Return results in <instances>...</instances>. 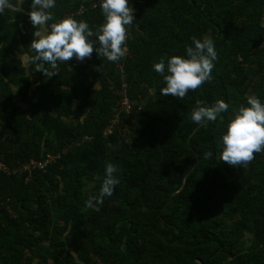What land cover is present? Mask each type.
I'll use <instances>...</instances> for the list:
<instances>
[{
    "label": "trees",
    "instance_id": "trees-1",
    "mask_svg": "<svg viewBox=\"0 0 264 264\" xmlns=\"http://www.w3.org/2000/svg\"><path fill=\"white\" fill-rule=\"evenodd\" d=\"M93 1L57 0L53 19L86 4L72 16L98 26ZM131 2L123 58L94 50L60 63L51 78L19 58L22 49L35 55L30 0L24 13H0V159L13 166L65 150L44 168L0 171V264H264V152L232 166L217 147L233 110L248 95L264 99V0ZM193 35L214 41L212 79L184 98L162 95L152 63L184 54ZM122 75L137 103L132 131L105 134ZM198 99L230 107L197 125ZM107 161L120 182L89 208Z\"/></svg>",
    "mask_w": 264,
    "mask_h": 264
},
{
    "label": "clouds",
    "instance_id": "clouds-1",
    "mask_svg": "<svg viewBox=\"0 0 264 264\" xmlns=\"http://www.w3.org/2000/svg\"><path fill=\"white\" fill-rule=\"evenodd\" d=\"M97 1L103 22L98 26H90L88 21L77 20L72 16L83 13L87 8L78 12L80 6L68 16L54 20L51 9L56 6L57 0H30L26 15L34 27L32 35L35 38L29 45L35 55H28L26 52L19 56L21 62L34 63L36 70L41 71L46 78H51L58 73L60 63L68 64L73 57L82 61L91 57L94 50L107 61L115 62L123 58L128 51L126 41L131 38L130 29L136 20L132 2ZM24 3L25 0H0V13L5 9L24 13L25 10L21 7ZM82 5L87 7L86 4ZM190 39L191 43L184 45V54L161 57L152 63V69L165 82L160 89L162 95L172 94L184 98L190 89L195 90L212 79V69L217 59L213 39L208 35L202 38L193 35ZM99 68L101 69V65ZM195 104L190 119L203 126H207L209 121H216L218 117L223 119L221 114L230 107L224 99H217L211 104L198 99ZM217 147L220 149L219 160L232 166H246L253 160L254 153L264 152V99L248 95L246 103H241L233 110L225 130L220 134ZM203 155L208 158L212 153L205 152ZM116 172L115 164L105 162L99 192L85 201L87 207H95L106 196L113 194L115 186L120 182Z\"/></svg>",
    "mask_w": 264,
    "mask_h": 264
},
{
    "label": "built area",
    "instance_id": "built-area-1",
    "mask_svg": "<svg viewBox=\"0 0 264 264\" xmlns=\"http://www.w3.org/2000/svg\"><path fill=\"white\" fill-rule=\"evenodd\" d=\"M97 4H99V1H95L92 6H96ZM86 8L87 7L85 5H81L78 12H82ZM261 23V25L264 26V19H262ZM261 46L264 47V39L261 43ZM119 68L122 70L121 66H119ZM115 92L118 95V99L115 106V113L110 118L107 126L105 127V134L113 133L116 130L124 133L132 131V113L135 112V104L137 103L135 100H132L129 96L128 84L125 80L124 75H122L121 87L117 88ZM140 108L141 105L138 106V109ZM64 151L65 150L47 152L43 159H32L30 161L23 162L20 165L13 166L7 164L4 160L0 159V171L5 174H22L23 172H31L33 168H44L50 163L55 162L57 159H59Z\"/></svg>",
    "mask_w": 264,
    "mask_h": 264
},
{
    "label": "rangeland",
    "instance_id": "rangeland-1",
    "mask_svg": "<svg viewBox=\"0 0 264 264\" xmlns=\"http://www.w3.org/2000/svg\"><path fill=\"white\" fill-rule=\"evenodd\" d=\"M21 51H22V52H20V55L26 53L25 51H23V49H22ZM68 120H70V118H68ZM90 186H91V183H90V182H87L85 188L88 189V188H90Z\"/></svg>",
    "mask_w": 264,
    "mask_h": 264
}]
</instances>
